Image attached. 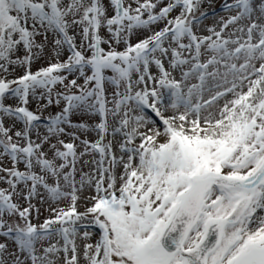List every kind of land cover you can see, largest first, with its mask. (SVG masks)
<instances>
[{"label":"snow or ice","instance_id":"snow-or-ice-1","mask_svg":"<svg viewBox=\"0 0 264 264\" xmlns=\"http://www.w3.org/2000/svg\"><path fill=\"white\" fill-rule=\"evenodd\" d=\"M0 264H264V0H0Z\"/></svg>","mask_w":264,"mask_h":264}]
</instances>
